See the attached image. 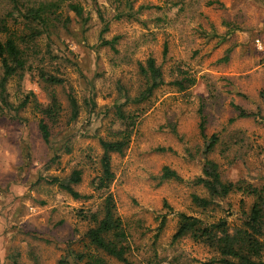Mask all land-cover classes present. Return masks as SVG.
I'll list each match as a JSON object with an SVG mask.
<instances>
[{
  "label": "rangeland",
  "instance_id": "1",
  "mask_svg": "<svg viewBox=\"0 0 264 264\" xmlns=\"http://www.w3.org/2000/svg\"><path fill=\"white\" fill-rule=\"evenodd\" d=\"M50 1L61 3L62 22L36 40L27 70L9 81L13 108L0 105V264H91L92 258L123 264L92 246L87 232L93 225L84 217L103 201L94 185L101 141L126 126L119 110L138 115L126 152L112 156L110 192L127 256L138 264H216V253L204 244L174 237L181 214L207 223L225 219L234 230L250 212L253 199L242 193L209 210L193 203V195L208 194L197 179L214 135L219 143L208 158L222 177L264 185V0L22 3ZM70 3L83 7V18L68 10ZM10 10L0 0V23L12 27ZM151 57L165 84L136 104L145 85L140 64ZM43 73L65 83L52 86ZM53 94L62 112L47 145L38 125ZM27 97L31 102L17 111ZM234 104L259 115L237 119ZM165 168L180 179H164ZM74 171L82 172L81 183L72 185L80 198L59 185Z\"/></svg>",
  "mask_w": 264,
  "mask_h": 264
},
{
  "label": "trees",
  "instance_id": "2",
  "mask_svg": "<svg viewBox=\"0 0 264 264\" xmlns=\"http://www.w3.org/2000/svg\"><path fill=\"white\" fill-rule=\"evenodd\" d=\"M11 6L9 17L17 25L10 27L7 22L0 23V105L6 110L13 108L7 98V85L9 81L22 75L28 66V52L35 45L36 40L50 32L55 23L62 22V5L59 2H42L38 5L26 6L22 0H6ZM68 10L74 12L77 17L83 18L84 9L80 4L70 3ZM15 14V16H14ZM68 22V20H66ZM30 31L27 33L26 31ZM4 35V38L3 36ZM105 45L113 43L105 42ZM166 51V49H165ZM140 73L144 77L145 85L133 100L136 104H143L149 101L156 90L165 84L164 74L161 66L153 57L145 64H140ZM44 80L52 86H59L65 83L63 78L43 73ZM194 84V79L189 80ZM182 90L185 83L175 82ZM25 103L16 108L21 110L28 104ZM70 103L74 116L78 112L77 102L71 96ZM238 113L237 119L255 118L259 115L255 111L245 109L240 105H233ZM41 107V106H40ZM38 107V108H40ZM42 119L39 121V132L45 144L52 140V125L61 115L62 107L56 95H51L48 105L41 107ZM138 115L125 113L119 110L117 117L126 123L124 128L118 127L112 139L102 140L103 154L100 160L101 173L95 179L94 185L97 192L102 193V203L96 212L85 217L93 226L88 230L87 236L92 246L102 251L109 257L116 259L123 264H138L128 256V247L124 245L126 234L123 222L117 213V207L113 194L110 192L114 182L115 174L112 169V156L123 155L129 147ZM203 123L201 130L204 133ZM219 143L217 135L205 146L203 158L206 159L202 175L197 179V184L206 191L207 196L193 195V203L200 209L209 210L216 204L217 200L227 199L231 194L242 193L243 196L253 199L250 212L240 227L232 230L227 220L219 219L216 222H205L198 217L180 215L179 229L175 239L191 238L197 243L204 244L213 250L217 255L216 264H264V185H256L248 181L232 182L222 177L219 165L208 158L214 147ZM164 179H180L179 175L165 168ZM82 181V172L74 171L69 179L62 181L59 185L74 198L81 195L72 185H78ZM91 264H106L102 259L92 258Z\"/></svg>",
  "mask_w": 264,
  "mask_h": 264
}]
</instances>
